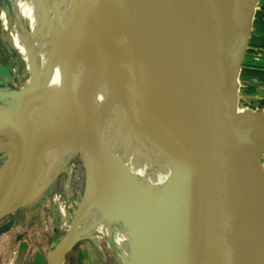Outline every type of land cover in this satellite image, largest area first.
Listing matches in <instances>:
<instances>
[{"label":"bare ground","instance_id":"bare-ground-1","mask_svg":"<svg viewBox=\"0 0 264 264\" xmlns=\"http://www.w3.org/2000/svg\"><path fill=\"white\" fill-rule=\"evenodd\" d=\"M15 2L19 16L29 26L20 30L7 13L1 15L10 45L23 61V71L18 88L12 89L7 82L3 83L7 87L0 86V121L5 120L0 122V217L19 208L36 211L50 197L66 162L69 138L72 135L74 140L78 133L71 122L76 118L87 136L88 177L84 195L72 213L62 210L67 235L49 253L48 261L77 243L71 235L79 229L91 241L109 239L123 264H140L143 254L144 264H156L163 240L159 233H151L148 209L168 175L167 168L159 170L161 161L152 125L156 70L150 47L163 30L161 0H106L121 35V52L113 44L97 50L76 48L68 60L72 71L69 82L62 78L59 50L63 31L70 39L76 23L73 0ZM225 4L226 0H211L208 5L214 31L222 23ZM130 56L128 68L133 69L135 80L141 69L145 87H150V110L137 121L135 136L120 140L121 125L113 130L122 121L123 109L116 110L117 105L129 83L134 84V78L132 81L128 76L122 83L123 75L129 73H123L121 65ZM71 125L74 130L70 135ZM245 135L239 124L244 180L264 257V177ZM51 200L54 204L57 196ZM122 221L126 229H121ZM137 232L139 249L133 241Z\"/></svg>","mask_w":264,"mask_h":264},{"label":"water","instance_id":"water-1","mask_svg":"<svg viewBox=\"0 0 264 264\" xmlns=\"http://www.w3.org/2000/svg\"><path fill=\"white\" fill-rule=\"evenodd\" d=\"M257 1L226 0L217 31L208 0L159 3L163 30L150 47L156 70L152 125L159 170L167 168L168 175L148 209L151 233L163 240L156 264H264L238 137L243 124L249 130V147L251 140L256 152L264 153V116L238 113L240 73ZM73 2L71 40L66 31L60 37L63 80L71 78L68 60L73 50L91 49L80 1ZM9 76L0 65V78ZM8 230V225L1 226L0 235ZM139 240L137 232L133 241L138 249ZM73 246L53 255L49 264L65 261ZM145 258L140 256V264Z\"/></svg>","mask_w":264,"mask_h":264},{"label":"rangeland","instance_id":"rangeland-1","mask_svg":"<svg viewBox=\"0 0 264 264\" xmlns=\"http://www.w3.org/2000/svg\"><path fill=\"white\" fill-rule=\"evenodd\" d=\"M79 1L82 7L83 20L87 28L91 49L97 50L104 44H113L117 47L120 53L122 41L121 35L116 27L113 14L106 4V0ZM208 2H211V0H208ZM18 11L15 0H0V65L5 67L10 73L9 78H0L1 88L7 87L6 84H3L6 82L12 89L18 88L19 77L23 71V61L19 54L10 45L9 33L4 30L2 24L3 19L1 17L4 12L7 13V15L17 23L20 30L23 29L26 31L28 30L29 24L26 23L24 19H21ZM255 27L256 25L254 24V28ZM262 32H264L263 29ZM257 33L259 32L252 31L249 44L252 47L256 45L255 43L257 40L263 43L261 45H264V36L262 38L260 35L257 37ZM254 52H256V50H252V53ZM131 58L132 57L130 56L129 58L123 59L124 65H121L122 72L125 74L129 73L128 75H123L122 83L124 84V76H128L132 81L134 78V84L131 85V82L129 83L117 105L116 110L123 109L121 116L122 119H119V121H122L117 122L118 124L115 125L116 127H114L113 131L115 132V128L119 129V126H122H120V128H122V133L120 134L122 139L120 138V140L135 136V126L137 121L147 112V109L148 111L150 110V87H145L144 74L141 69L138 70L137 79L135 80L133 69L128 68L132 62ZM246 60L247 57L245 58L243 65L246 67L250 66L253 70L251 68L248 78L244 77L245 70H241L240 73L239 80L242 82L245 79L247 85L246 87H240L239 89V114H243L246 111L253 113L255 111L258 112V106L264 102L261 101L260 103L259 101L258 103H255V105L253 104L251 107H248L249 110L244 111V108H246V104L243 105L244 94L246 95V91L249 92V90L252 92L251 86H257L255 84L257 80L261 78L264 79V70L261 63H259L258 60L252 59L249 60V65V63L245 62ZM139 65L140 68H142V65ZM137 68L139 69L138 65L136 66V69ZM69 80L70 79L67 81L69 82ZM243 90L244 92L241 94ZM253 108L257 110L253 111ZM93 113L94 111L92 107L91 118L93 117ZM0 122L4 123L5 120L3 119ZM50 122L52 121L50 120ZM71 122L74 123L78 133H76V138L71 140V138H73L71 134H73L74 130L72 129L74 128V125H71L70 128L72 130L69 129L71 136L69 138V151L66 155V162L63 165V168H60V174L55 181L50 197L47 198L36 211L28 212L19 208L15 213H8L9 215L6 214L0 217V227L10 225L9 230L0 235V264H49V253L52 252L55 245L67 235V231L63 226L61 213L62 210H67L72 213L76 205L81 201L85 192L86 174L88 173V161L90 158V155L85 152L88 147L86 134L81 131L79 122L76 118L72 119ZM67 124H69V122ZM241 125L246 134V143L249 151L251 147V150L259 159L258 161V159L253 157L254 155L252 154L255 161L260 164L258 165L263 175L264 153L259 155L256 152V147L254 146L253 141L251 140L249 147L248 129L243 124ZM117 132H119V130ZM117 132L115 133L116 135ZM51 135L53 134H50L47 137H50ZM79 148L82 149V151H78ZM68 167L69 169L67 170ZM54 195L57 196V201L53 204L51 197ZM125 226V223L122 221L121 229H126ZM71 236L76 238L77 243L67 253L65 264H123L121 256L112 246L109 239L100 237V241H98V239L91 241L85 236L83 231L79 229H75Z\"/></svg>","mask_w":264,"mask_h":264},{"label":"built area","instance_id":"built-area-1","mask_svg":"<svg viewBox=\"0 0 264 264\" xmlns=\"http://www.w3.org/2000/svg\"><path fill=\"white\" fill-rule=\"evenodd\" d=\"M254 21H255V25L257 27V31L262 33V35L264 36V32H262V29H264V0H258L256 7H255V16H254ZM260 30H258V28H261ZM254 25H253V31H256V29L254 30ZM252 50H256V52L252 53ZM247 57V60L245 61L250 62L249 60L255 59L258 60L259 63H261V66L263 67L264 70V45H260V44H256L255 46H248L247 50H246V54H245V58ZM260 77V76H259ZM255 84L257 85H264V79L261 78L259 80H257V82H255ZM243 86V85H242ZM243 87H246V85H244ZM243 105H245L243 103ZM252 104H246V108H244V111L249 110L248 107H251ZM260 106V107H259ZM258 106V112L260 114H262L264 116V102L261 103V105Z\"/></svg>","mask_w":264,"mask_h":264},{"label":"crops","instance_id":"crops-1","mask_svg":"<svg viewBox=\"0 0 264 264\" xmlns=\"http://www.w3.org/2000/svg\"><path fill=\"white\" fill-rule=\"evenodd\" d=\"M255 29H256V32H258L257 31V27H255ZM260 29H262V27L261 28H258V30H260ZM259 35H260L261 38L263 37L261 31L259 33H257V37ZM255 44H260L261 45L263 43L260 42L259 40H257V42ZM247 63H249V65H250V62H247ZM251 68L252 67H250V66L246 67L245 65H243L242 70H245V74H244L245 75L244 76L245 78H248V75H249V73L251 71ZM252 70H253V68H252ZM242 85L243 86L244 85H247V81L245 79L242 82L239 80V89H240V87H243ZM251 88H252V92H251V90H249V92L246 91L247 92L246 95L245 94H244V96L242 95L243 98H244V102L243 103L244 104H252V105L254 104L255 105V103H258L259 101H260V103H261V101L263 102L264 101V85L262 84V85H257V86H251ZM243 92H244V90L241 92V94ZM247 134H248V139H249V130H248V133Z\"/></svg>","mask_w":264,"mask_h":264},{"label":"trees","instance_id":"trees-1","mask_svg":"<svg viewBox=\"0 0 264 264\" xmlns=\"http://www.w3.org/2000/svg\"><path fill=\"white\" fill-rule=\"evenodd\" d=\"M255 110H257V109L253 108V111H255ZM255 112H256V111H255ZM255 112H254V113H255Z\"/></svg>","mask_w":264,"mask_h":264}]
</instances>
